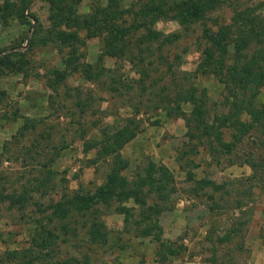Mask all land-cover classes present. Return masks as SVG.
Here are the masks:
<instances>
[{"label":"rangeland","instance_id":"374dc122","mask_svg":"<svg viewBox=\"0 0 264 264\" xmlns=\"http://www.w3.org/2000/svg\"><path fill=\"white\" fill-rule=\"evenodd\" d=\"M104 1L80 0L76 8L78 13H87ZM119 1L121 7L129 8L140 0ZM261 1L237 0V3L240 7H255L264 16V5L259 6ZM231 12V4L224 2L202 21L184 27L172 19H158L154 28L175 36L170 44L160 47L154 44L155 49L147 56L153 64L159 63L152 75H162L168 67V76L161 82L167 86L163 94L173 92L171 79L184 87L193 83L204 88L210 121L222 110L219 100L224 87L212 75L194 71L203 45L200 34L203 25L227 22ZM25 13L22 20H0V55L16 53L0 69V190L19 191L20 185L45 168L50 172V186L43 196L34 193L22 210L0 205V253L26 244L30 227L26 221L40 217L43 203L48 199L57 200L61 193L78 187L92 191L101 183L106 165L91 162L94 150L83 151L81 137H95L96 127L111 123L116 116L129 114L131 109L127 104L137 99L133 91L119 95L107 92L102 82L85 79L79 70L69 72L55 91L48 88L49 70L61 67L66 48L41 42L47 27L45 0H32ZM123 19L127 24L129 13ZM75 31L80 41L79 62L94 63L100 53V38L86 37L83 29ZM31 39L34 44L29 43ZM114 61L104 57L103 65L112 67ZM130 67L121 61L118 76L136 78ZM156 92L160 90H149L144 99L153 103ZM77 103L80 105L76 106ZM181 107L187 116L189 104ZM138 116L142 119L140 130L120 150L128 160L126 172L128 175L140 172L149 160L168 168L172 174V192L167 208L158 219L162 238L184 247L177 257H170L162 264H212L210 260L216 264H264V242L260 238L264 192L246 181L250 169L245 164L229 163L234 157L221 156L216 164L203 141L188 139L182 115H168L162 108H147ZM189 177L222 182L224 186L219 192H211L208 186L194 191L197 185ZM223 190L228 191L227 195ZM234 198L244 203L239 212L231 207ZM214 204L220 207L215 208ZM98 207L99 218L107 230L106 242L86 241L79 218L74 225L76 234L67 235L68 241L58 247L59 254L75 256V264H159L155 260V244L149 237L133 235L130 224L123 226L122 215L115 210L116 203L98 204ZM233 214L244 221L239 235L218 243L216 237L228 227Z\"/></svg>","mask_w":264,"mask_h":264},{"label":"trees","instance_id":"16d2710c","mask_svg":"<svg viewBox=\"0 0 264 264\" xmlns=\"http://www.w3.org/2000/svg\"><path fill=\"white\" fill-rule=\"evenodd\" d=\"M31 1L0 0V20L24 19ZM45 1L48 4L47 27L45 35L44 32L41 35V42H53L66 48L61 67L49 70L46 86L55 91L69 72L79 70L85 79L102 82L105 91L115 95L133 91L137 99L127 104L131 109L129 114L116 116L111 123L96 127L95 137H81L83 151L94 150L91 162L106 165L101 183L92 191L78 187L61 193L57 200L48 199L43 203L42 215L26 221L30 225L26 244L4 249L0 253V264H75L77 258L59 254L58 247L68 241L67 235L76 234L74 225L79 218L82 219L81 228L86 241L106 242L107 230L99 218L98 204L110 203H116L115 210L122 215L124 227L130 224L133 235L149 237L155 244V260L159 264L179 255L183 245L162 238L158 219L169 203L171 172L165 165L149 160L140 172L128 175V160L120 152L140 130L142 119L138 115L145 113L147 108H162L168 115H182L188 139L203 141L216 164L221 156L234 157L229 163L245 164L250 169L246 181L264 192V96L261 98L264 92V16L255 7H240L237 0L232 3L230 0H140L123 8L119 0H105L101 5L95 4L87 13H78L76 4L80 0ZM224 2L231 4L229 20L203 25L200 34L203 45L194 70L195 73L212 75L224 87L219 100L222 110L210 121L204 88L193 83L184 87L171 79L173 92L163 94V88L167 89V86L161 82L168 76V67L162 75H152L159 63L153 64L147 56L155 49L154 44L159 47L170 44L175 36L155 29L154 23L158 19H172L184 27L202 21ZM261 2L259 6L264 5V0ZM126 13H129L130 21L124 24ZM36 25L38 23L35 29ZM76 29H83L86 37L100 38V53L92 64L79 62L80 41ZM29 43L34 44V40ZM12 55H16L15 51L0 55V69L9 64ZM104 57L114 58L115 64L105 67ZM121 61L130 64L136 78L118 76ZM156 88L160 92L154 94L153 103L149 104L144 97L149 90ZM184 103L189 104L187 116L181 107ZM38 174L20 185L19 191L0 190V205L22 210L34 193L43 196L50 186V172L45 168ZM189 179L197 185L194 191L208 186L211 192H219L224 186L222 182L206 178ZM222 195L221 199L224 198ZM208 196L212 198V193ZM128 201L132 204L126 205ZM243 205L242 200L234 198L231 207L239 212ZM232 216L222 235L216 237L218 243L239 235L244 221H240L238 214ZM261 217L260 238L264 242V204Z\"/></svg>","mask_w":264,"mask_h":264}]
</instances>
